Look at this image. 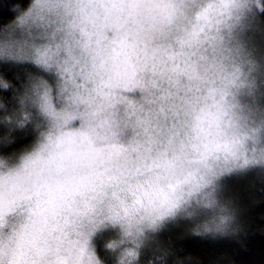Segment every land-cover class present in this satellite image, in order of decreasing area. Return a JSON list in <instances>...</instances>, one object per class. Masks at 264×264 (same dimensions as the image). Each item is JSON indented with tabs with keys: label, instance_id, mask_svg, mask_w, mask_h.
Here are the masks:
<instances>
[{
	"label": "clouds",
	"instance_id": "clouds-1",
	"mask_svg": "<svg viewBox=\"0 0 264 264\" xmlns=\"http://www.w3.org/2000/svg\"><path fill=\"white\" fill-rule=\"evenodd\" d=\"M5 5L0 264H191L173 232L241 243L229 181L264 185V0Z\"/></svg>",
	"mask_w": 264,
	"mask_h": 264
},
{
	"label": "trees",
	"instance_id": "trees-1",
	"mask_svg": "<svg viewBox=\"0 0 264 264\" xmlns=\"http://www.w3.org/2000/svg\"><path fill=\"white\" fill-rule=\"evenodd\" d=\"M27 3V0H24ZM13 13L7 5L0 8V26L6 25L13 18ZM254 176L242 179H232V188L238 191L242 203L248 206L246 219L249 225L248 235L241 243L234 240L203 241L198 238L176 240L178 232L170 233L175 247L183 249L178 252L181 257L190 256L191 264H264V192L257 188L264 185L257 182L256 188H251L250 182ZM255 201V203H253Z\"/></svg>",
	"mask_w": 264,
	"mask_h": 264
},
{
	"label": "rangeland",
	"instance_id": "rangeland-1",
	"mask_svg": "<svg viewBox=\"0 0 264 264\" xmlns=\"http://www.w3.org/2000/svg\"><path fill=\"white\" fill-rule=\"evenodd\" d=\"M231 183H232V181L230 180V181H229V184H230V185H231V187H232V184H231ZM234 190H235V188H234Z\"/></svg>",
	"mask_w": 264,
	"mask_h": 264
}]
</instances>
